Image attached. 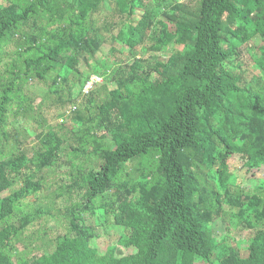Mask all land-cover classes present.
Instances as JSON below:
<instances>
[{"label":"trees","instance_id":"16d2710c","mask_svg":"<svg viewBox=\"0 0 264 264\" xmlns=\"http://www.w3.org/2000/svg\"><path fill=\"white\" fill-rule=\"evenodd\" d=\"M234 157L264 166V0L0 2V264H264V178Z\"/></svg>","mask_w":264,"mask_h":264},{"label":"rangeland","instance_id":"374dc122","mask_svg":"<svg viewBox=\"0 0 264 264\" xmlns=\"http://www.w3.org/2000/svg\"><path fill=\"white\" fill-rule=\"evenodd\" d=\"M0 2H5V0H0ZM182 2H187V0H182ZM113 7V5H112ZM108 13H104V17H106ZM137 14H140V12H138ZM101 19L103 18V14H101ZM99 17V18H100ZM114 25H115V31L119 28V23L121 21L124 20V18H116L114 19ZM101 22H97V25H99ZM116 48H114V44L112 45L111 42H106L102 45L100 52L97 55V59L100 60L104 65L108 66L109 69H114V67L116 66V64H119V59H121L123 56H121L119 54V48L117 46H115ZM144 47L141 46L139 48L138 54L139 56H143V57H147L150 56L151 54L146 53L143 51ZM241 62H242V66L239 69V73L242 77L240 84H246L247 82L249 83L252 76H253V70L251 69V63L249 60V57L246 55L245 51L242 50L241 52ZM96 81L100 82L101 79L98 78ZM28 92L29 94L34 97V105H36L41 97L42 94L44 92V89L42 88L41 85H38L37 83H33L30 84L28 87ZM54 116V114H53ZM46 119H48V123L52 124L54 123V121H52V112L46 113ZM14 118H12V116L9 118V125L8 127H11V124L13 125V127H18L19 125L22 124L23 119L18 118L17 120H13ZM230 170L234 173L240 174V175H244L243 177V182H242V187L246 190H251L254 187H256L258 185V181L260 179L264 178V166L259 169V170H253L251 172L248 173H244L246 170L245 168L242 166V160L239 157H234L231 162H230ZM19 184H16L15 187H18ZM8 194V192H4L3 195ZM49 198V194L46 191H43L41 194H37V196H30L28 197V199L26 200L29 205H33L35 206L36 204H41V203H45L47 201V199ZM31 206H29V208H31ZM216 228L215 231L221 232L222 231V227L219 224H216ZM49 227L53 228L54 227V223L50 222L49 223ZM97 233L99 235V238L97 240V248L99 249V252H103L105 250V248L111 244H115L119 234L122 232V230L117 227L114 226L113 224L109 223L107 224L105 227H99L97 229ZM132 253V250L130 249H124L122 247L117 246L116 248V253L115 256L116 257H121L127 254Z\"/></svg>","mask_w":264,"mask_h":264},{"label":"built area","instance_id":"2783aa9c","mask_svg":"<svg viewBox=\"0 0 264 264\" xmlns=\"http://www.w3.org/2000/svg\"><path fill=\"white\" fill-rule=\"evenodd\" d=\"M98 78L95 76H92L90 81L86 84L85 88H84V92H86V90L91 86L93 81H96Z\"/></svg>","mask_w":264,"mask_h":264}]
</instances>
